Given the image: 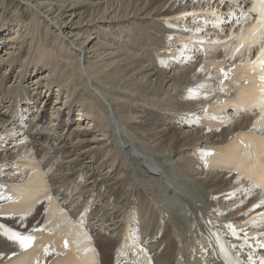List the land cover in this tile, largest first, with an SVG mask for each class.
Masks as SVG:
<instances>
[{
  "label": "bare ground",
  "instance_id": "obj_1",
  "mask_svg": "<svg viewBox=\"0 0 264 264\" xmlns=\"http://www.w3.org/2000/svg\"><path fill=\"white\" fill-rule=\"evenodd\" d=\"M23 1L16 29L0 20L1 44L15 32L0 44V203L28 194L45 198L21 215L0 214V261L36 245L39 235L31 233L46 229H22L14 221L41 208L36 219L44 210L63 216L50 224L61 231L50 233L68 244L85 235L77 245L90 242L81 251L97 252L102 264H114L121 254L129 218L140 228L137 247L149 240L152 264L187 261L212 232L224 234L229 261L222 244L211 242L203 264H264V216L243 229L250 216L264 212V193L236 171L217 168L240 134H264L254 128L260 117L237 115L222 87L233 64L264 46L245 47L255 23L249 4ZM48 29L55 34L51 41ZM174 35L187 37L189 45L171 47ZM22 51L27 55L20 61ZM8 69L18 70L13 81ZM55 96L50 108L48 98ZM209 103L223 112H208ZM52 163L56 168L47 173ZM90 202L84 226L77 217ZM13 231L31 236L30 246L22 247ZM20 258L31 264L28 253Z\"/></svg>",
  "mask_w": 264,
  "mask_h": 264
},
{
  "label": "rangeland",
  "instance_id": "obj_2",
  "mask_svg": "<svg viewBox=\"0 0 264 264\" xmlns=\"http://www.w3.org/2000/svg\"><path fill=\"white\" fill-rule=\"evenodd\" d=\"M59 1V0H58ZM24 3V1L23 0H0V20L1 19H4V21H8V22H11V24H10V28L11 27H14L15 29H16V27H17V25H18V21L15 19L16 18V15H18V13L16 14V12L19 10V9H21V5ZM27 7H30V5L29 4H27ZM29 11H31V10H29ZM29 11H24L23 12V15H24V21L25 22H30V17H31V14H30V12ZM28 20V21H27ZM1 22V21H0ZM25 29V28H24ZM46 29V26L45 25H43L42 26V31H44ZM48 31L50 32H47V38H48V40L49 41H51L53 38H54V33H52L51 32V30L50 29H48ZM12 33H15V32H13V30L12 31H8V34H6V35H4V37H1V39H2V43H3V40H4V44H1L2 46L4 45L5 46V41H7V39L8 38H10V37H8V36H10L9 34H12ZM102 39H104V38H102ZM106 40V39H105ZM109 42H112V41H110V39H109ZM45 45V44H44ZM46 46V45H45ZM3 52V49H0V53H2ZM27 54L26 53H24V51H22L21 52V54H19V56H20V61L21 60H23L24 58H25V56H26ZM171 67H173V66H171ZM170 69V68H169ZM4 71H6V69H2V71H1V74H3V72ZM17 71L18 70H14V72H13V70L11 71L10 69H8V71L6 72L7 74V76L9 77V78H11L12 79V81H13V77H15L16 76V74H17ZM8 78V79H9ZM58 97H52L51 99H49L48 98V100H49V106H50V108L51 107H53V106H55L54 105V103L56 102V99H57ZM42 101V100H41ZM55 101V102H54ZM51 112V111H50ZM74 118H77V117H74ZM32 118L31 119H29V121H27V124H30L31 122H32ZM86 123H87V121H86ZM74 127V126H73ZM177 129V128H176ZM93 135V134H92ZM27 143H29V142H27ZM84 144H86V142L84 143ZM50 205L51 206H54L53 208H57L58 207V205H56V204H53V203H50ZM91 207H92V204H91ZM39 209V208H38ZM38 209H37V211H38ZM54 210V209H53ZM53 210H49L51 213H49L48 211H46L45 212V210L42 212V214L41 215H39V217H38V219H36L37 218V216H38V214L42 211V209L40 208V210L38 211V213H37V211L35 212V214L32 216V218L30 217L29 219H21V220H19V221H14V224L16 225V226H18V227H20V228H22V229H26V228H29V229H32V228H34V227H41V228H44V229H46V231H48V232H50V230H55V232H59V231H61V229H50V224L51 223H54V222H56V221H58V219H62L63 218V216H61V213L60 212H53ZM37 213V214H36ZM56 216H58L54 221H51L54 217H56ZM28 217V216H27ZM26 217V218H27ZM30 219H32L33 221L31 222L30 221ZM36 219V220H35ZM31 224V225H30ZM77 234H78V232H77ZM77 235H75L74 236V238H72V240H74V243H78V242H80V240H82V239H84L86 236L85 235H83V236H80V234H78V236H80L81 238H77L76 237ZM157 239H159V238H156L155 240H154V242H156L157 241Z\"/></svg>",
  "mask_w": 264,
  "mask_h": 264
},
{
  "label": "snow or ice",
  "instance_id": "obj_3",
  "mask_svg": "<svg viewBox=\"0 0 264 264\" xmlns=\"http://www.w3.org/2000/svg\"><path fill=\"white\" fill-rule=\"evenodd\" d=\"M262 52H264V50H262ZM227 75V74H226ZM16 235V238L19 240L20 244L22 247H29L30 246V243H31V240H32V237L31 236H21L20 234H15Z\"/></svg>",
  "mask_w": 264,
  "mask_h": 264
}]
</instances>
